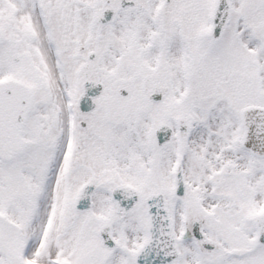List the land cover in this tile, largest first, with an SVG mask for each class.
<instances>
[{
  "label": "snow or ice",
  "instance_id": "snow-or-ice-1",
  "mask_svg": "<svg viewBox=\"0 0 264 264\" xmlns=\"http://www.w3.org/2000/svg\"><path fill=\"white\" fill-rule=\"evenodd\" d=\"M0 264H264V0H0Z\"/></svg>",
  "mask_w": 264,
  "mask_h": 264
}]
</instances>
